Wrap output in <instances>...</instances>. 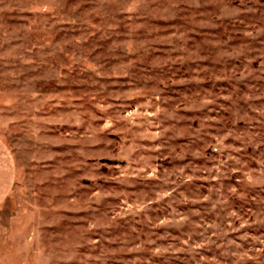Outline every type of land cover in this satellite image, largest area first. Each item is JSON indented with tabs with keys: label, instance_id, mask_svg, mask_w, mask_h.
Wrapping results in <instances>:
<instances>
[{
	"label": "rangeland",
	"instance_id": "rangeland-1",
	"mask_svg": "<svg viewBox=\"0 0 264 264\" xmlns=\"http://www.w3.org/2000/svg\"><path fill=\"white\" fill-rule=\"evenodd\" d=\"M0 264H264V0H0Z\"/></svg>",
	"mask_w": 264,
	"mask_h": 264
},
{
	"label": "crops",
	"instance_id": "crops-1",
	"mask_svg": "<svg viewBox=\"0 0 264 264\" xmlns=\"http://www.w3.org/2000/svg\"><path fill=\"white\" fill-rule=\"evenodd\" d=\"M15 181L13 157L0 139V204L10 195Z\"/></svg>",
	"mask_w": 264,
	"mask_h": 264
}]
</instances>
